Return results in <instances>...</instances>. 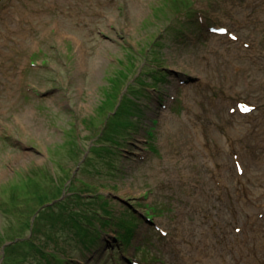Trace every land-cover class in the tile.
Instances as JSON below:
<instances>
[{
	"label": "rangeland",
	"instance_id": "obj_1",
	"mask_svg": "<svg viewBox=\"0 0 264 264\" xmlns=\"http://www.w3.org/2000/svg\"><path fill=\"white\" fill-rule=\"evenodd\" d=\"M0 233V264H264V0H1Z\"/></svg>",
	"mask_w": 264,
	"mask_h": 264
},
{
	"label": "trees",
	"instance_id": "obj_2",
	"mask_svg": "<svg viewBox=\"0 0 264 264\" xmlns=\"http://www.w3.org/2000/svg\"><path fill=\"white\" fill-rule=\"evenodd\" d=\"M186 8V7H185ZM190 10V8H188V10L186 9V11H187V13H188V11ZM190 16H192V15H190ZM107 127H110V129H112V126H107ZM116 136H118V135H111V137L113 138V140H114V138L116 137ZM103 138H104V136H103ZM71 145H72V147L71 148H69V152L71 153V155L75 158V157H77V155H78V152L80 151V149H81V146H80V144H79V142H78V140H74V139H72V141H71ZM110 148L109 147H107L106 148V150H107V152H109L108 150H109ZM92 150V149H91ZM87 161V160H86ZM85 161V162H86ZM53 198H54V196H53ZM91 201H95V200H93V198L91 199ZM62 203H61V205L63 204L64 205V207H67V205L65 204L66 202H68V203H70V199L69 198H67L65 201H61ZM91 203V202H90ZM82 205H85V204H81L80 206H82ZM81 208L82 207H80V208H78V211L76 212V214L77 213H82V212H86V211H88V210H85V209H83V211H81ZM71 214V213H70ZM71 216V215H70ZM73 217V216H72ZM75 219V217H73V220ZM1 234V233H0ZM28 243L30 244V246H31V248L33 249V248H35V250L36 251H39L40 249H39V247H38V245H40V244H36L35 243V240H30V241H28ZM28 253V251H26V256L25 257H23V259L22 260H19V263L21 264V263H23V262H27L28 260H32V262H33V264H36L38 261H37V255H39V254H27Z\"/></svg>",
	"mask_w": 264,
	"mask_h": 264
},
{
	"label": "snow or ice",
	"instance_id": "obj_3",
	"mask_svg": "<svg viewBox=\"0 0 264 264\" xmlns=\"http://www.w3.org/2000/svg\"><path fill=\"white\" fill-rule=\"evenodd\" d=\"M220 31H224V30L221 29ZM240 108H241V111H244V112H247V111L250 110V109H249L247 106H245V105H241Z\"/></svg>",
	"mask_w": 264,
	"mask_h": 264
},
{
	"label": "bare ground",
	"instance_id": "obj_4",
	"mask_svg": "<svg viewBox=\"0 0 264 264\" xmlns=\"http://www.w3.org/2000/svg\"><path fill=\"white\" fill-rule=\"evenodd\" d=\"M0 1H1V0H0ZM220 36H222V35H220ZM230 54H232V52H231V51H230L229 55H230ZM212 63H213V62H212ZM212 63H211V64H212ZM198 72H199V71H198ZM203 80H204V79H203Z\"/></svg>",
	"mask_w": 264,
	"mask_h": 264
}]
</instances>
